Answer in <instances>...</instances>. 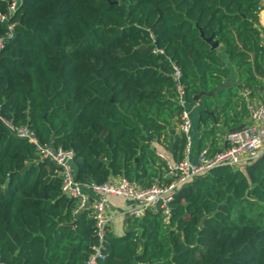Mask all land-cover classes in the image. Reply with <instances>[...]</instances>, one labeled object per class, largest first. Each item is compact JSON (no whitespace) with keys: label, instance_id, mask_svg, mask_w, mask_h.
<instances>
[{"label":"trees","instance_id":"obj_1","mask_svg":"<svg viewBox=\"0 0 264 264\" xmlns=\"http://www.w3.org/2000/svg\"><path fill=\"white\" fill-rule=\"evenodd\" d=\"M261 10L260 0H21L0 52L1 115L42 145L73 150L85 186L118 177L167 185L152 144L180 125L173 64L188 103L217 90L199 101V149L213 157L228 147L218 134L249 116L244 98L219 90L230 66L246 89L264 76ZM170 137L181 161L185 138ZM76 206L59 168L0 120V263L87 264L96 221ZM169 208L168 223L158 211L129 217L122 236L108 227L98 264H264V155L200 175Z\"/></svg>","mask_w":264,"mask_h":264},{"label":"built area","instance_id":"obj_2","mask_svg":"<svg viewBox=\"0 0 264 264\" xmlns=\"http://www.w3.org/2000/svg\"><path fill=\"white\" fill-rule=\"evenodd\" d=\"M5 1V0H4ZM264 2V0H260ZM8 12L0 13V22L5 25L6 32L0 36V52L15 35V23L11 22L12 15L21 5V0H8ZM264 47V39L262 40ZM156 53H163L156 50ZM173 78L176 82L178 102L182 107L180 115V132L185 138L184 158L178 162H171L162 154L158 157L165 163V177L170 179L167 185L154 184L150 188H141L135 182L118 177L99 186H85L75 177L73 150L55 149L51 145H42L35 134L28 127H15L13 123L1 115L0 120L13 132L16 137L28 140L34 144L41 160H48L59 168L62 178V192L76 201L75 215L82 211H89L96 221V232L99 237L97 245L93 246L94 254L87 264H98L103 260V238L105 230L110 227L109 205L111 198L132 199L135 206L129 211V217L141 219L148 212L160 211L166 223L170 218L169 204L175 193L193 182L202 174L220 167H243L253 163L264 155V101L249 106L250 122L239 132H231L226 136L228 145L223 151L213 157L207 156V150L199 152L197 161H192L193 149V120L189 110V103L185 97V90L180 83V70L173 64ZM2 264V263H0Z\"/></svg>","mask_w":264,"mask_h":264},{"label":"crops","instance_id":"obj_3","mask_svg":"<svg viewBox=\"0 0 264 264\" xmlns=\"http://www.w3.org/2000/svg\"><path fill=\"white\" fill-rule=\"evenodd\" d=\"M262 10L259 15V25L258 27L262 31V40L264 39V2H261ZM224 59H226L224 57ZM231 74L230 77L223 83V85L219 88L222 90L230 91L233 90L241 98H244L247 102L248 109L252 104H257L264 101V76H259L255 74V82L252 83L253 89L244 88V84L240 82L238 78V73L234 67L230 66ZM213 95L217 92V90L212 91ZM212 95V96H213ZM189 110L191 112L192 120H193V149L191 154L192 161H197L198 155L200 152V138H201V130L199 129V114H200V103L199 101H194L193 103H189ZM240 116V114H239ZM242 125H246L250 122V110L249 116H247ZM240 126V127H241ZM239 127V128H240ZM238 129V128H237ZM236 130V129H234ZM234 130H231L233 132ZM180 134V126L176 124L174 128L169 131L170 136L174 133ZM166 137L165 140H162V143L154 142L152 147L156 150L157 154H162L169 161L176 162L174 160L172 145L174 143L173 137ZM219 145L221 147L225 146L226 139L225 135L218 134ZM135 206V201L132 199H124V198H111L109 205V216L111 218L110 229L116 236H122L126 232V221L129 218V211Z\"/></svg>","mask_w":264,"mask_h":264},{"label":"water","instance_id":"obj_4","mask_svg":"<svg viewBox=\"0 0 264 264\" xmlns=\"http://www.w3.org/2000/svg\"><path fill=\"white\" fill-rule=\"evenodd\" d=\"M202 37L205 39V41L212 47V48H218L219 43L215 41L213 38H205L204 35L202 34ZM214 92H201L200 94L196 95L194 97V101H200L203 96H212ZM245 128V125L241 126L240 128L234 130L233 132H239Z\"/></svg>","mask_w":264,"mask_h":264}]
</instances>
